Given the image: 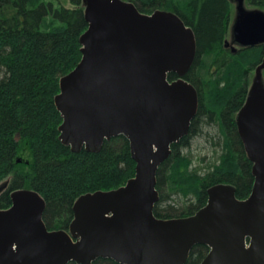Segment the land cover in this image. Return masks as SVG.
Masks as SVG:
<instances>
[{
  "label": "water",
  "instance_id": "water-1",
  "mask_svg": "<svg viewBox=\"0 0 264 264\" xmlns=\"http://www.w3.org/2000/svg\"><path fill=\"white\" fill-rule=\"evenodd\" d=\"M235 2L225 47L264 45V12ZM81 4L87 24L78 39L81 58L60 78L54 98L58 139L72 152L96 153L122 136L134 176L117 189L78 197L66 231L46 228L38 193L12 192L10 206L0 208V264H185L197 245L208 248L199 264H264V58L235 117L252 162L249 196L238 200L235 187L219 184L193 215L157 219V170L188 134L198 108L195 88L183 80L195 36L172 12L143 14L123 0ZM170 74L176 79L169 81Z\"/></svg>",
  "mask_w": 264,
  "mask_h": 264
},
{
  "label": "trees",
  "instance_id": "trees-1",
  "mask_svg": "<svg viewBox=\"0 0 264 264\" xmlns=\"http://www.w3.org/2000/svg\"><path fill=\"white\" fill-rule=\"evenodd\" d=\"M140 13L162 10L176 14L191 28L196 48L183 80L198 95V108L188 134L171 147L156 173L157 219L186 218L207 201V190L224 184L235 187L238 200L252 189V162L238 136L235 117L243 106L253 72L264 58V45L225 47L229 0H125ZM264 10V0H245ZM0 0L10 8L0 12V181L11 175L0 194V208L10 206V193L32 190L45 201L46 228L68 230L72 206L81 195L110 191L134 176L129 143L122 136L105 141L99 152H72L58 139L61 116L54 105L59 80L81 58L79 36L86 29L81 0ZM0 5V7H2ZM176 79L170 74L169 81ZM16 140V141H15ZM193 141L209 160L194 154ZM27 149L24 170L18 153ZM208 248L191 249L185 264H199ZM92 264H117L97 259Z\"/></svg>",
  "mask_w": 264,
  "mask_h": 264
},
{
  "label": "rangeland",
  "instance_id": "rangeland-1",
  "mask_svg": "<svg viewBox=\"0 0 264 264\" xmlns=\"http://www.w3.org/2000/svg\"><path fill=\"white\" fill-rule=\"evenodd\" d=\"M42 1L48 2L49 0H42ZM58 4L62 5L64 8H68V9L71 8V4H70L69 0H58ZM0 5H2V4H0ZM229 5H230V17H229V28H228V30H230V28L232 26L231 24H232L234 16H235V5H236L235 0H229ZM243 5L247 10H255L256 9V10H261L264 12L263 9L255 8L252 5L248 4V2L247 3L245 2ZM1 9L4 12H7V9L9 10L10 8L6 9V6L2 5V7H0V12H1ZM10 11H12V10H9V12ZM226 40L229 43L231 42L230 31H228V33L226 34ZM192 145H193L194 154L200 156V158H205L204 162L199 163L201 166H203L209 160V157H210L209 154L204 150L203 146L199 147V144L197 145L196 141H193ZM27 157H28L27 156V149H21L20 152L18 153V158H17V162H16L17 167L24 170V164L27 162L26 161ZM11 179H12L11 175L5 177V179L0 181V187H2V189H7Z\"/></svg>",
  "mask_w": 264,
  "mask_h": 264
},
{
  "label": "flooded vegetation",
  "instance_id": "flooded-vegetation-1",
  "mask_svg": "<svg viewBox=\"0 0 264 264\" xmlns=\"http://www.w3.org/2000/svg\"><path fill=\"white\" fill-rule=\"evenodd\" d=\"M230 49H231V47L230 46H228Z\"/></svg>",
  "mask_w": 264,
  "mask_h": 264
}]
</instances>
